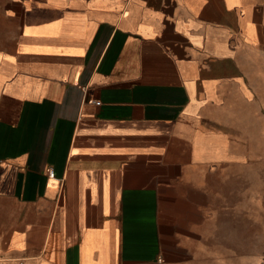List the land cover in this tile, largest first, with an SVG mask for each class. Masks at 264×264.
<instances>
[{
  "label": "crops",
  "instance_id": "0c3cea01",
  "mask_svg": "<svg viewBox=\"0 0 264 264\" xmlns=\"http://www.w3.org/2000/svg\"><path fill=\"white\" fill-rule=\"evenodd\" d=\"M263 248L264 0H0V264Z\"/></svg>",
  "mask_w": 264,
  "mask_h": 264
},
{
  "label": "built area",
  "instance_id": "2783aa9c",
  "mask_svg": "<svg viewBox=\"0 0 264 264\" xmlns=\"http://www.w3.org/2000/svg\"><path fill=\"white\" fill-rule=\"evenodd\" d=\"M51 173H54V170L53 169H51V171H50Z\"/></svg>",
  "mask_w": 264,
  "mask_h": 264
},
{
  "label": "rangeland",
  "instance_id": "374dc122",
  "mask_svg": "<svg viewBox=\"0 0 264 264\" xmlns=\"http://www.w3.org/2000/svg\"><path fill=\"white\" fill-rule=\"evenodd\" d=\"M251 250V249H248V251ZM262 251H264V248L262 249Z\"/></svg>",
  "mask_w": 264,
  "mask_h": 264
}]
</instances>
